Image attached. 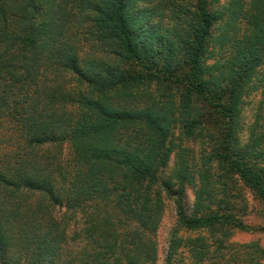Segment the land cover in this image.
<instances>
[{
  "label": "trees",
  "instance_id": "16d2710c",
  "mask_svg": "<svg viewBox=\"0 0 264 264\" xmlns=\"http://www.w3.org/2000/svg\"><path fill=\"white\" fill-rule=\"evenodd\" d=\"M263 64L264 0H0V264H156L165 199L191 264H261L230 240L250 230L239 182L264 207V101L242 114ZM182 138L210 139L222 177L166 174ZM172 236L164 263L185 264Z\"/></svg>",
  "mask_w": 264,
  "mask_h": 264
},
{
  "label": "rangeland",
  "instance_id": "374dc122",
  "mask_svg": "<svg viewBox=\"0 0 264 264\" xmlns=\"http://www.w3.org/2000/svg\"><path fill=\"white\" fill-rule=\"evenodd\" d=\"M226 1L227 0H220V4L222 5ZM219 34V29H216L213 35L214 38H216ZM210 51L211 56L208 60L209 65H212L214 63L223 64L228 57V54L227 56L222 57V51L219 49V46H217L214 40L210 44ZM256 72L257 73L255 74V78H253L254 81L252 80L249 84V87L255 88V91L249 94V97L245 100V105L243 106L242 114L243 124L245 126L244 129H246L247 126L250 125L256 107H260V103L264 101V96L262 95V93L264 92V81L262 82V79L264 78V64L258 67ZM212 131L216 136L220 135V131L217 128H212ZM176 135H179V131H177ZM205 141L209 143H206ZM175 143L182 144L180 145L179 149L175 148L174 151L186 149L187 153H180L179 155H177L175 152H173L169 158V164L165 171L166 174H168L173 169L175 163L179 160V157H182L183 159L188 161L192 169H199L203 164V161L205 162L211 160V167L208 166V168L210 167L212 178H217V176L222 177L223 173L221 170H219L216 158L206 155L210 151V148L214 147V144L210 142V139H204L203 142L199 139H197L196 142L189 139H183L182 142L176 140ZM239 184L242 187V196L248 206L247 214L242 220L250 230H235L230 243L233 246L231 250L232 255L239 258L242 263L247 257V254H252L256 249H262L264 251V207L262 203H260L255 198L252 191L243 187L240 182ZM184 192L186 196V207L190 212L193 209L194 194L192 192V189L187 185H185L184 187ZM62 214L63 211L57 213L56 216L59 218V216ZM68 218L70 219V221H68L67 236L69 240V253L72 254L75 251L78 252V250L80 249L81 238L77 237L76 233H79V231L81 230V223H78V221H76L79 218L78 214L68 213ZM173 233L174 236H172ZM195 235V232L191 233L190 231H185L182 227L179 226L176 221L175 208L172 201L169 199H165L164 215L162 217L160 226L157 229L156 234L154 235L157 247L156 264H165L164 260L168 253L171 236L172 238L175 237L176 239H181L179 240L178 244L179 249L176 254V260L182 258L185 264H191V262L193 261V256L191 258L189 255V246L188 244L186 246H182V244L184 240L186 241L189 237H195ZM254 242L255 244L251 248H245V245ZM261 264H264V259L262 260Z\"/></svg>",
  "mask_w": 264,
  "mask_h": 264
}]
</instances>
